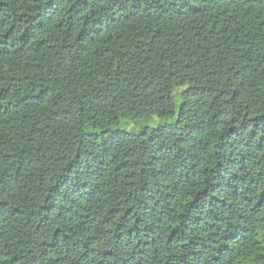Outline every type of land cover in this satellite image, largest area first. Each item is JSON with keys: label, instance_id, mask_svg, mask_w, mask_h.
Masks as SVG:
<instances>
[{"label": "trees", "instance_id": "obj_1", "mask_svg": "<svg viewBox=\"0 0 264 264\" xmlns=\"http://www.w3.org/2000/svg\"><path fill=\"white\" fill-rule=\"evenodd\" d=\"M0 264H264V0H0Z\"/></svg>", "mask_w": 264, "mask_h": 264}]
</instances>
